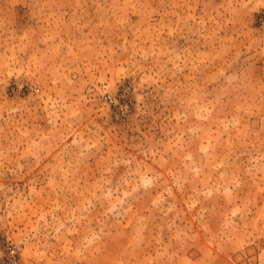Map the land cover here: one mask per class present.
Masks as SVG:
<instances>
[{"label": "rangeland", "instance_id": "rangeland-1", "mask_svg": "<svg viewBox=\"0 0 264 264\" xmlns=\"http://www.w3.org/2000/svg\"><path fill=\"white\" fill-rule=\"evenodd\" d=\"M0 264H264V0H0Z\"/></svg>", "mask_w": 264, "mask_h": 264}, {"label": "built area", "instance_id": "built-area-1", "mask_svg": "<svg viewBox=\"0 0 264 264\" xmlns=\"http://www.w3.org/2000/svg\"><path fill=\"white\" fill-rule=\"evenodd\" d=\"M119 87H120V88H119V94H120V97H122L123 99L127 98L128 95H129L130 92H131V88H130V86L127 85V84L122 83V84H120ZM106 99L109 100V99H110V96H106Z\"/></svg>", "mask_w": 264, "mask_h": 264}]
</instances>
